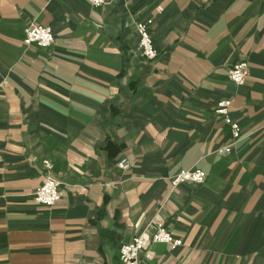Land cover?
I'll use <instances>...</instances> for the list:
<instances>
[{"label": "crops", "instance_id": "obj_1", "mask_svg": "<svg viewBox=\"0 0 264 264\" xmlns=\"http://www.w3.org/2000/svg\"><path fill=\"white\" fill-rule=\"evenodd\" d=\"M32 23L50 47L24 44ZM188 169L205 181L173 190ZM47 176L51 208L34 200ZM158 225L182 244L137 264H264V0H0V264H122Z\"/></svg>", "mask_w": 264, "mask_h": 264}, {"label": "built area", "instance_id": "obj_2", "mask_svg": "<svg viewBox=\"0 0 264 264\" xmlns=\"http://www.w3.org/2000/svg\"><path fill=\"white\" fill-rule=\"evenodd\" d=\"M93 7H102L107 0H87ZM161 8H158L160 11ZM153 23L152 19L138 21L135 23V31L138 36V47L141 56L152 61L156 58L157 52L150 34V27ZM24 44H35L39 48H48L54 42V35L50 26L30 24L25 30ZM248 73V63L246 61L237 62L231 66L227 72L228 79L236 86L244 83ZM231 100H221L216 104L215 115L222 119V122L230 127L231 137L238 140L241 136L240 125L229 115V106ZM230 151L228 145H224L218 149L219 154H227ZM49 167L48 164H45ZM119 168L126 166L125 160L118 163ZM206 179V174L200 169L181 170L170 179L171 188L174 190L182 183L202 184ZM62 192L59 190V183L51 176H47L42 185L35 191V202L43 207L51 208L61 198ZM167 244L169 246L178 247L182 244L180 238H176L165 226L158 225L148 239L137 235L131 241L122 244L119 248V259L122 264H137L140 256L147 250L151 244Z\"/></svg>", "mask_w": 264, "mask_h": 264}]
</instances>
